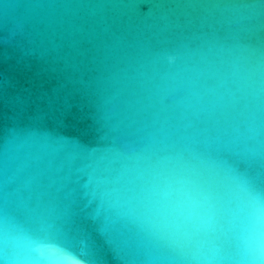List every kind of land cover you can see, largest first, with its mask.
Wrapping results in <instances>:
<instances>
[{
	"label": "water",
	"instance_id": "obj_1",
	"mask_svg": "<svg viewBox=\"0 0 264 264\" xmlns=\"http://www.w3.org/2000/svg\"><path fill=\"white\" fill-rule=\"evenodd\" d=\"M264 264V0H0V264Z\"/></svg>",
	"mask_w": 264,
	"mask_h": 264
},
{
	"label": "snow or ice",
	"instance_id": "obj_2",
	"mask_svg": "<svg viewBox=\"0 0 264 264\" xmlns=\"http://www.w3.org/2000/svg\"><path fill=\"white\" fill-rule=\"evenodd\" d=\"M37 251L47 264H82L81 255L70 245L46 244Z\"/></svg>",
	"mask_w": 264,
	"mask_h": 264
}]
</instances>
